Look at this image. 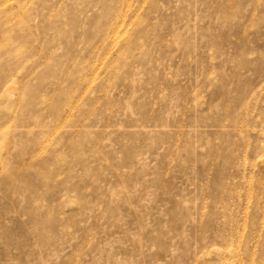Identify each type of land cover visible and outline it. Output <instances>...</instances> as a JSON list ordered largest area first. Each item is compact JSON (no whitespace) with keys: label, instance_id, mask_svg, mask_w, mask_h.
<instances>
[{"label":"rangeland","instance_id":"rangeland-1","mask_svg":"<svg viewBox=\"0 0 264 264\" xmlns=\"http://www.w3.org/2000/svg\"><path fill=\"white\" fill-rule=\"evenodd\" d=\"M19 1L0 264H264V0Z\"/></svg>","mask_w":264,"mask_h":264},{"label":"bare ground","instance_id":"bare-ground-1","mask_svg":"<svg viewBox=\"0 0 264 264\" xmlns=\"http://www.w3.org/2000/svg\"><path fill=\"white\" fill-rule=\"evenodd\" d=\"M6 1H7V0H0V4H1V3H6ZM10 1H12V2L15 3V8H16V10L19 9V8L21 7V5H20V3H19V2H20L19 0H10ZM9 3H10V2H7L6 4H9ZM12 19H13V18H12ZM12 19H10V20L7 19V22L10 23V21H11Z\"/></svg>","mask_w":264,"mask_h":264}]
</instances>
